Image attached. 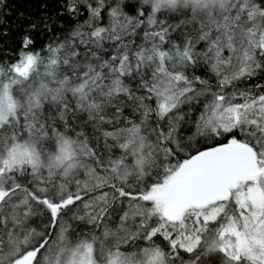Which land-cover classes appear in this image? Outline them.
Here are the masks:
<instances>
[{
  "label": "snow or ice",
  "instance_id": "6c2138e0",
  "mask_svg": "<svg viewBox=\"0 0 264 264\" xmlns=\"http://www.w3.org/2000/svg\"><path fill=\"white\" fill-rule=\"evenodd\" d=\"M0 264H264V0H0Z\"/></svg>",
  "mask_w": 264,
  "mask_h": 264
}]
</instances>
